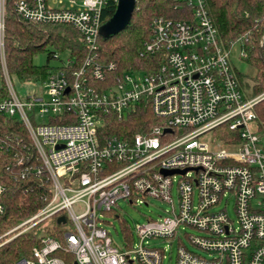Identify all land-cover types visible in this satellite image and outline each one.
I'll return each mask as SVG.
<instances>
[{
	"label": "built area",
	"instance_id": "2783aa9c",
	"mask_svg": "<svg viewBox=\"0 0 264 264\" xmlns=\"http://www.w3.org/2000/svg\"><path fill=\"white\" fill-rule=\"evenodd\" d=\"M178 1L190 17L154 16L141 51L160 55L159 65L109 75L117 64L100 58L98 44L106 0H15L21 18L69 23L88 48L79 65L68 56L42 80L45 99L14 87L5 51L7 0H0V112L24 124L41 160L38 172L51 181L45 205L4 235L66 218L57 222L59 235L43 236L16 264H162L167 248L153 238L178 241L176 264H264V134L255 123L264 92L246 97L232 59L246 52L222 42L205 0ZM142 101L159 118L148 133L104 134L106 117L120 119ZM217 128L221 138L204 139ZM4 188L0 178V212ZM149 198L169 203L167 214L136 224L135 244L114 243L100 212L116 209L120 199ZM183 229L200 252L183 242Z\"/></svg>",
	"mask_w": 264,
	"mask_h": 264
},
{
	"label": "trees",
	"instance_id": "16d2710c",
	"mask_svg": "<svg viewBox=\"0 0 264 264\" xmlns=\"http://www.w3.org/2000/svg\"><path fill=\"white\" fill-rule=\"evenodd\" d=\"M15 0H7L5 51L8 70L20 80H44L55 67L52 58L58 52L68 51L74 66L88 53L81 33L69 23L34 22L21 18L14 9ZM209 14L217 27L222 42L237 46L246 52L245 60L255 69L254 84L249 97L264 92V0H205ZM116 0H106L102 16L106 21L116 8ZM191 10L178 0H137L131 20L113 37L98 38L99 56L116 62V70L109 75L134 70L150 71L161 62L160 55L141 54L144 42L151 34L150 22L154 16L182 19L190 17ZM240 39V40H239ZM239 40V41H238ZM48 45L53 49L48 50ZM47 52V63L36 65L34 56ZM242 86L245 73L236 70ZM244 83V84H243ZM256 127L264 134V97L255 105ZM52 121L63 122L62 119ZM159 122L148 102H139L122 118L109 116L103 123L104 134L132 138L136 133H148ZM0 178L5 186L1 195L4 206L0 212V264H16L32 256V249L40 245L45 235H59L62 226L55 217L43 219L22 231L14 228L41 209L51 196V181L47 174L38 172L40 157L24 124L16 117L0 112ZM53 220V226L48 221ZM131 230L125 226V234ZM13 236V237H12ZM12 237V238H10Z\"/></svg>",
	"mask_w": 264,
	"mask_h": 264
},
{
	"label": "rangeland",
	"instance_id": "374dc122",
	"mask_svg": "<svg viewBox=\"0 0 264 264\" xmlns=\"http://www.w3.org/2000/svg\"><path fill=\"white\" fill-rule=\"evenodd\" d=\"M53 49L52 45H48V50ZM59 58H52L50 63L52 65H61L63 61H65L69 54L68 51L65 50L63 52H58ZM233 64L235 69L245 73V82L244 86H242L246 97H249V94L252 92V85L254 84V80L252 75L255 74V69L250 65V63L241 58L239 56L238 50L234 52L232 55ZM33 62L36 65H43L47 63V52L42 51L37 53ZM138 68V67H136ZM11 75V73H10ZM12 82L16 91L22 96L30 95V94H43L45 99L49 98V93L47 91V86L42 80H20L17 76L12 75ZM3 78L0 71V88L3 87ZM43 118L38 117V122L42 121ZM159 123V122H158ZM222 129L217 128L212 130L204 135V139L208 140L210 138H221ZM173 196L174 199H177L176 187L173 188ZM170 208V204L166 201L157 198H149V204L146 203H129L127 200L120 199L118 202V206L116 209L111 211H103L100 212L101 217V225H103L112 236L114 243L119 245L122 248H125L128 239H130L131 244H135L138 242V237L135 234V226L138 223H142L147 219L153 218L158 219L160 216H163L166 213V210ZM227 210L232 218H235V209H234V201L230 200L227 204ZM56 222V218L54 220ZM48 225L50 227L53 226V220L48 221ZM125 226H127L131 233L128 235L125 234ZM67 228H70L67 226ZM12 229V228H11ZM186 230L188 232H196V230L190 226H186ZM185 230L181 231V238L183 242L196 251H201L199 248L194 247L193 244L187 239L184 235ZM126 236L128 238H126ZM152 244L161 245L162 247H166V257H164L162 264H176V255L178 250V241L175 240L170 242L165 238H153L151 239Z\"/></svg>",
	"mask_w": 264,
	"mask_h": 264
},
{
	"label": "water",
	"instance_id": "95a60500",
	"mask_svg": "<svg viewBox=\"0 0 264 264\" xmlns=\"http://www.w3.org/2000/svg\"><path fill=\"white\" fill-rule=\"evenodd\" d=\"M137 0H117L116 8L113 14L100 26L99 34L102 38L107 39L116 35L124 29L131 20ZM68 90V89H67ZM176 171H164L165 174H172ZM66 218L61 215L57 222H65Z\"/></svg>",
	"mask_w": 264,
	"mask_h": 264
}]
</instances>
